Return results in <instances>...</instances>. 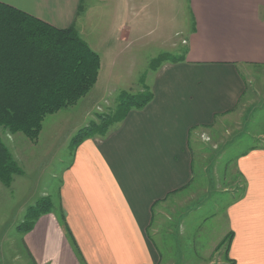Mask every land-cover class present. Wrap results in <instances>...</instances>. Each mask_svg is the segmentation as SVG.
Wrapping results in <instances>:
<instances>
[{"label": "crops", "instance_id": "crops-1", "mask_svg": "<svg viewBox=\"0 0 264 264\" xmlns=\"http://www.w3.org/2000/svg\"><path fill=\"white\" fill-rule=\"evenodd\" d=\"M98 1L106 3V11L90 5L85 38L77 23L82 0H0L57 28L74 25L100 58L94 89L100 81L117 77L114 67L124 64L123 51L145 48L146 35L166 48L178 45V38L169 43L171 31L162 30L161 18L171 25L172 15L162 14L160 0ZM147 5L153 13L144 18ZM189 5L191 24L174 33L181 36L183 55L158 67L149 86L152 98L144 106L129 109L104 135L87 138L72 149L59 175L57 201L28 231L19 232L21 250L12 256V264L172 260L162 256L148 230L155 226L152 232L157 234L167 220L162 213L167 200L183 191L192 197L198 193L196 185L205 168L195 166L199 158L192 133L207 134L219 121L230 119L247 94L250 68L264 70V0H189ZM152 26L158 29L150 34ZM19 134L8 136V148L15 153L25 144ZM72 136L73 132L69 141ZM233 170L239 178L238 194L226 203L221 229L216 232L212 225L206 238L192 240L190 264H264V140L236 155ZM22 175L23 169L9 186L0 182V208H9L10 218L17 211L11 229L23 222L20 212L48 196L41 188L27 200L25 182V189L17 192L15 176ZM189 205L185 217L202 206Z\"/></svg>", "mask_w": 264, "mask_h": 264}, {"label": "rangeland", "instance_id": "rangeland-1", "mask_svg": "<svg viewBox=\"0 0 264 264\" xmlns=\"http://www.w3.org/2000/svg\"><path fill=\"white\" fill-rule=\"evenodd\" d=\"M92 1L82 0L83 11L77 19L85 38L89 36L90 30V5L94 6L96 11L99 10L98 7L106 11V3ZM158 3L162 14L164 11L171 12V25L166 17H162L161 27L163 32L165 30L172 32L169 43L177 41L178 38L177 46L166 48L164 42L161 45L157 42L151 43L148 38H152V35H146L147 42L144 49L135 50L130 46L123 51L124 64L122 67H114V71L117 70V77L112 78L111 82L100 81L96 89L92 87L73 105L46 115L42 122L40 137L36 141L33 142L23 134H19L25 144H18L20 148L17 153L9 151H12L24 172V175L20 177L15 176L16 191L19 192L27 187L28 193L25 194L27 200L32 201L31 198L33 199L42 188L48 191V196L42 198L52 203L56 202L60 172L72 158L68 135L72 132L74 135L77 129L90 122L100 123L103 115H112L118 106L121 92L131 94L146 92L158 67L165 62H173L174 59L183 55L184 49L179 43L181 36L174 33L176 30L178 33L187 30L191 24L189 0H160ZM152 13L153 8L147 5L144 18H148ZM157 29L152 26L150 34ZM249 71L251 72H248V91L238 111L233 113L230 119L219 121L217 126L207 134L199 133V131L192 133L193 149L199 158L195 166L200 165L203 170L205 168L203 177L198 180L199 182L197 181L198 193L192 197L191 192L187 194L183 191L175 197V200H167L162 212L167 220L161 225L157 234L152 232L155 226H151L148 230L149 237L162 256L172 257L167 264H190L187 253L191 251L189 245L192 240L194 241V238L201 240L204 235L206 238L212 225H215L216 232L221 229L226 203L232 196L238 194L240 185L239 178L233 170L234 159L239 153L260 145L264 140V72H262L264 70L250 68ZM95 103H98L100 107L95 108L97 105ZM115 123L117 122L111 126ZM9 135L11 133L3 130L0 133L7 147L10 145ZM65 139H67L66 143L62 146ZM200 151L206 158L200 157ZM24 182L25 187L21 185ZM13 199L16 200V198ZM187 202L192 208H196L199 203L202 206L194 211L189 210L188 216L185 217ZM25 213L26 210L19 213L20 221ZM11 215L12 218L9 217V208L7 210L0 208V264H12L14 261L12 256L21 250L19 240L21 230H17V225L11 229L17 217V211L12 212ZM156 219L155 213L153 223ZM168 228H171V232H167Z\"/></svg>", "mask_w": 264, "mask_h": 264}, {"label": "trees", "instance_id": "trees-1", "mask_svg": "<svg viewBox=\"0 0 264 264\" xmlns=\"http://www.w3.org/2000/svg\"><path fill=\"white\" fill-rule=\"evenodd\" d=\"M99 69V55L74 25L57 28L0 2V133H21L36 141L45 116L83 97L95 84ZM151 98L149 88L144 93L121 92L114 113L78 129L70 140L71 148L94 135H104L129 109L140 108ZM21 173L0 136V182L9 186L13 176ZM51 207L50 200L38 199L27 208L18 229L28 231Z\"/></svg>", "mask_w": 264, "mask_h": 264}]
</instances>
